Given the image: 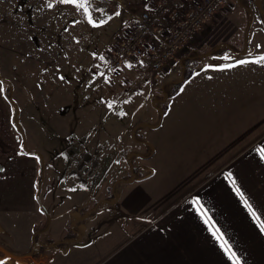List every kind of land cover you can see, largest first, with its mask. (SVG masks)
Wrapping results in <instances>:
<instances>
[{
    "label": "rangeland",
    "instance_id": "rangeland-1",
    "mask_svg": "<svg viewBox=\"0 0 264 264\" xmlns=\"http://www.w3.org/2000/svg\"><path fill=\"white\" fill-rule=\"evenodd\" d=\"M237 1L229 0L223 9L219 8L217 12L227 18L223 12L230 9L226 10V6L237 7L241 4ZM86 2L90 4L93 18L97 21L104 20L105 23L94 27L88 22L82 8L77 10L74 4L61 3L60 0H0V75L11 83V87L3 85L5 93L0 96V101L5 107L6 121H11L16 140L21 144L22 150L24 144L27 150H33L34 153H30L33 156L37 154L40 157L36 153L38 151L43 155L42 159L37 158L39 172L42 167L41 174L47 172L51 179L60 176L55 185L59 189L49 191L50 186L47 188V195H44L47 189L42 188L39 180L37 192L41 194V201L43 204L48 200L54 203L57 199L64 201L61 207L55 208L61 213L69 205L68 202L76 200L79 192L67 190L65 187L74 188L72 179L78 178L82 182L88 202L81 207L84 211L76 208V214L85 213L88 217L92 216L96 203L101 215L97 226L93 224L88 231L90 240L98 236L96 246H85L87 242H84L78 249L68 252L65 243L51 245V240L62 239L63 220H70L72 215L61 213L56 217L51 214L55 220L51 222V229L45 231L46 221L38 224L35 229L34 241L30 247L31 251L34 250L33 264L105 263L108 257L105 253L109 248L104 247V242H108L110 228L121 230L124 227V224L118 221L119 213L109 204V199L116 195L115 187L117 194L119 193L117 186L120 181L135 175L127 165L129 148L117 144L120 136L123 139L130 138L127 123L131 122L128 121L132 115L130 110L135 107H126L127 98L135 97L136 105L143 104L141 110L135 112L137 118L141 121H148L150 118L149 121L159 123L160 129L156 131V136L163 140V151L167 152L172 149V142L166 145L165 141L173 139L174 121L209 118V161L213 158L216 144L231 141L242 129V122L250 121L252 113L264 118V65L252 62V58L264 55L262 37L253 34L250 48L244 56L223 55L218 58L216 55L213 56L215 58L206 60V66H233L224 69L208 67L209 70L201 77L185 84L183 82L181 91L171 97L166 112L169 97L177 84L175 82L179 79V83L182 81V71L187 67L193 72L196 67V62L187 58L191 54L186 51L177 63L179 68L171 67L168 70L169 75L151 71L141 63H129L130 67L128 65L119 70L110 69L106 61L107 52L116 40L128 31L132 16L141 12L140 0ZM242 3L247 7L240 8L238 13L230 15L231 19L227 18V21H233L236 25L239 23L242 28L250 21L255 27L259 24V9L264 7V0H242ZM116 12L119 15H115ZM214 16L210 20H214ZM261 21L264 25V19ZM218 32L222 36L224 31ZM233 32L234 30L231 34ZM235 38V44L242 49V32L238 31L236 37H229L234 41ZM237 50L235 48L232 52L237 54ZM244 59H249L250 62L240 65L234 63ZM199 68L198 66L197 69ZM177 72L180 76L175 77ZM207 76L210 87H215L218 92L214 95L211 91L209 102L205 99L206 105L203 103V106H200L198 98H202L206 90L205 86L203 89L200 87ZM114 89L122 93L115 94ZM130 89L133 92L129 93ZM153 101H156V107ZM110 102H114L111 107ZM14 107L18 111L16 116ZM221 117L232 121L229 122L230 125L227 124L225 130H220L217 125ZM213 120L214 124L211 123ZM236 120L240 121V124ZM140 128L138 129L141 130ZM216 128L218 135L214 131ZM260 131L264 132V122L256 134ZM142 133L135 135L140 139ZM235 146L239 149L242 143L238 142ZM88 160L95 164L93 167L99 165L93 174L92 171H81L82 165ZM150 173L151 171H148V174ZM167 173L172 178L175 177L171 167ZM157 177L159 183L161 179L159 175ZM176 193L177 191H174L173 195ZM110 215L115 216L113 227L109 223ZM72 236L71 230L66 231L65 240L71 239ZM8 237L5 232L0 234V246H7ZM35 242L38 245L34 248ZM42 244L49 246L44 248ZM99 247L102 250H97Z\"/></svg>",
    "mask_w": 264,
    "mask_h": 264
},
{
    "label": "crops",
    "instance_id": "crops-1",
    "mask_svg": "<svg viewBox=\"0 0 264 264\" xmlns=\"http://www.w3.org/2000/svg\"><path fill=\"white\" fill-rule=\"evenodd\" d=\"M237 2H240L241 6L233 8L228 5L227 9H224L230 11H222L228 19H231L230 15L238 13L240 8L247 7L243 5L242 0ZM140 3V9L144 8L141 0ZM259 13L258 25L254 27L249 21L242 28L239 23L236 25L233 21H227L226 17L216 12L214 20L205 24L190 43L188 53L191 55L187 58L194 60L196 67L184 84L201 77L209 70L206 67V60L215 58L213 56L241 57L250 48L253 34L264 40V25L261 24V19H264V7L259 9ZM219 30L224 31L222 36ZM238 31L242 32V49L235 44L236 38L235 41L229 39L232 35L236 37ZM126 32L127 30L122 37ZM235 48L239 50L237 54L232 52ZM106 61L108 67L113 69L109 65L107 55ZM128 65L129 62L124 67ZM172 67L179 68L177 64ZM168 72L167 70L159 73L169 75ZM178 76L180 75L177 72L175 77ZM204 86L206 90L202 98H198L200 106H203V103L206 105L205 99L209 102L211 91L214 95L218 92L215 87H210L209 76L200 89ZM1 87L3 92H0V96L1 93H5L3 84ZM166 87L167 85L164 86V90ZM128 92L133 90L130 89ZM114 93L121 94L122 91L114 89ZM135 101L136 98L133 97L127 98L125 102L126 107H135L131 108L132 115L129 118L126 113L124 114L128 121H131L127 123L130 138L123 139L120 136L117 142L118 146L129 148L127 165L135 170V175L120 181L117 186L119 193L117 194L115 187L116 195L109 199V204L119 213L118 221L124 224V227L121 230L110 228L108 242H104V247L109 248L105 253L108 257L104 264H232L220 243L208 230V226L197 211V206L192 203L196 197H199L204 207L209 209L208 214L224 233V238L232 246V251L240 258V264H264V232L260 231L257 222L252 219L228 178V173L231 172L236 186L257 210L260 219L264 220V159L256 151L257 148L264 147V132L256 134L264 118L252 113L250 121L242 122V129L231 141L216 144L213 158L209 161V118L174 121L173 139L165 141L166 145L172 142V149L167 152L163 151V140L156 136V131L160 129L159 123L149 121L150 118L148 121L137 118L135 112L141 110L143 104L136 105ZM170 102L171 98L165 108L166 112ZM158 112L161 113L160 110ZM134 119L136 121L133 122ZM225 120L221 117L217 121L220 130H225L227 124L230 125L229 122H232ZM214 121L211 123L214 124ZM237 123L240 124V121ZM217 128L214 131L218 135ZM141 133L142 137L139 139L135 134ZM16 139L11 121H6L5 107L0 101V234L5 232L9 236L7 246H0V259L7 257L6 264H33L34 255L30 247L35 229L44 221L47 222L45 231L51 229V222L55 221L51 214L56 217L61 213L72 215L70 220L68 218L63 220L62 239L51 240V245L57 242L65 243L68 252L78 249L84 242H87L85 246L92 244L96 246L98 236L90 240L88 231L93 224L95 226L98 224L97 220L101 217L99 208L94 203L95 209L92 210L90 217L85 213L78 215L75 211L88 202L82 182L78 178H70L74 188L65 189L79 193L76 200L68 202L69 205L61 213L55 208L61 207L64 201L57 199L54 203L48 200V204L46 202L43 204L41 194L37 192L39 180L42 188L47 189L51 186L49 191L58 190L59 187L55 185L60 176L51 179L49 173L41 174L42 167L39 172L37 158L42 159L43 155L39 151L36 153L40 157L23 151ZM238 142L242 143L239 149L235 146ZM169 167L175 173L173 178L167 173ZM148 171L151 173L148 174ZM158 175L161 179L159 183ZM49 191L47 189L44 195ZM174 191H177L176 195H173ZM114 219L115 216L110 215L111 227L115 226ZM70 230L73 236L65 240V233ZM96 233L98 234V231ZM33 244L34 248L38 245L36 242ZM42 246L46 248L49 245ZM97 250L102 249L99 247Z\"/></svg>",
    "mask_w": 264,
    "mask_h": 264
},
{
    "label": "built area",
    "instance_id": "built-area-1",
    "mask_svg": "<svg viewBox=\"0 0 264 264\" xmlns=\"http://www.w3.org/2000/svg\"><path fill=\"white\" fill-rule=\"evenodd\" d=\"M228 1L141 0L144 8L133 15L126 34L107 52L110 67L119 70L129 62L158 73L169 70L189 52L199 30ZM88 161L81 171L93 174L99 165L93 167L95 164Z\"/></svg>",
    "mask_w": 264,
    "mask_h": 264
},
{
    "label": "snow or ice",
    "instance_id": "snow-or-ice-1",
    "mask_svg": "<svg viewBox=\"0 0 264 264\" xmlns=\"http://www.w3.org/2000/svg\"><path fill=\"white\" fill-rule=\"evenodd\" d=\"M60 2L61 3H72L77 7V10H80L82 8L88 22L91 23L94 27L105 23L104 20L97 21L96 19L93 18L91 11H90V4L86 2V0H60ZM49 7H51V4L49 5ZM145 7H147V5H145ZM114 14L119 15L118 12ZM101 59H103V57H101ZM225 59H228V57H225ZM249 62H250L249 59H244V60L235 61L234 63L237 65H240V64H247ZM252 62H256V63L264 65V55H259V56L252 58ZM130 66L131 65L129 64V67ZM232 66L233 65H230V64H222V65H209L206 67H217V68L224 69V68H228ZM100 75H103V74L100 73ZM104 78L106 80L108 79L107 77H104ZM2 83L3 82L0 81V85H2ZM0 92H3L2 87H0ZM112 103L114 102L109 103V107L112 106ZM256 151L259 154V156L262 159H264V147L257 148ZM228 178L232 182L234 186V190L240 196L245 208L248 210L252 219L257 222L260 231L264 232V220L260 219V215H258L257 210L253 208L252 204H250L248 199L245 198L244 193H242L240 191V188L236 186L235 179H233V174L231 172L228 173ZM192 203L197 206V211L199 212V215L201 216V218L204 220V223L208 226V230L212 233L213 237L220 243L221 248L228 255L229 259L232 260V264H240V258L236 255L234 251H232V246L228 244L227 240L224 238V233L220 231L219 227L216 226L215 221L208 214L209 209L204 207V205L200 202L199 197L194 198L192 200ZM7 259H8L7 257H5L4 259H0V264H6Z\"/></svg>",
    "mask_w": 264,
    "mask_h": 264
},
{
    "label": "trees",
    "instance_id": "trees-1",
    "mask_svg": "<svg viewBox=\"0 0 264 264\" xmlns=\"http://www.w3.org/2000/svg\"><path fill=\"white\" fill-rule=\"evenodd\" d=\"M253 1V0H251ZM262 20V19H261ZM186 70V71H185ZM188 70V71H187ZM192 75V70H190L189 68L185 67L184 70H183V77H182V81L179 83H177L175 86H174V91L171 92V95L169 98H171L172 96H174L181 88V86L183 85V82H185L186 80H188L190 78V76ZM3 82V85L4 86H8V87H11V84L10 82L6 81L5 79L2 81ZM22 141H24V137L22 138ZM22 148H23V151L27 152V153H34L33 151H29L26 149L25 145L23 144L22 145ZM132 172H135V170L131 169ZM69 230V228H68ZM34 239V238H33ZM34 241V240H33ZM59 243V242H57ZM52 244H56V243H52ZM34 254V252H33Z\"/></svg>",
    "mask_w": 264,
    "mask_h": 264
},
{
    "label": "water",
    "instance_id": "water-1",
    "mask_svg": "<svg viewBox=\"0 0 264 264\" xmlns=\"http://www.w3.org/2000/svg\"><path fill=\"white\" fill-rule=\"evenodd\" d=\"M4 79L2 78V77H0V81H3ZM14 109H15V111H14V113H15V116L17 115V113H18V111H17V109L14 107ZM31 252H33V251H31Z\"/></svg>",
    "mask_w": 264,
    "mask_h": 264
},
{
    "label": "flooded vegetation",
    "instance_id": "flooded-vegetation-1",
    "mask_svg": "<svg viewBox=\"0 0 264 264\" xmlns=\"http://www.w3.org/2000/svg\"><path fill=\"white\" fill-rule=\"evenodd\" d=\"M34 251V250H33ZM33 253V252H32Z\"/></svg>",
    "mask_w": 264,
    "mask_h": 264
}]
</instances>
